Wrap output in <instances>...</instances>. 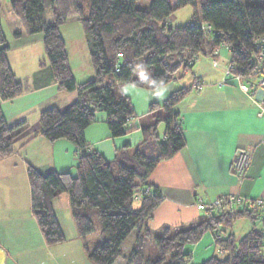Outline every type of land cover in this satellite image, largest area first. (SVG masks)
I'll use <instances>...</instances> for the list:
<instances>
[{"label": "trees", "instance_id": "trees-1", "mask_svg": "<svg viewBox=\"0 0 264 264\" xmlns=\"http://www.w3.org/2000/svg\"><path fill=\"white\" fill-rule=\"evenodd\" d=\"M138 0H9L10 8L28 34H42L47 66L58 89L76 92V99L65 109H43L38 116L39 130L48 141L66 139L76 146L75 175L50 171L45 174L28 165L30 207L48 245L63 242L64 233L53 211L52 200L65 193L78 236L85 239L100 223V243L84 244L93 264H187L185 250L200 240L207 230L213 232L220 256L212 255L197 264H264V212L251 216L245 208L226 207L223 212L204 214L198 221L177 227L163 226L153 234L157 256L144 258V241L151 235L147 220L163 199L158 188L146 178L162 159L172 156L183 146L180 123L172 107L188 92L177 89L162 104L157 120L164 122L159 140L155 124L142 127L144 138L130 153L128 145L118 148L112 162L97 151H85L84 129L95 120L96 112L106 115L112 137L126 133L133 117L122 86L131 83L152 89L149 80L170 83L190 70L198 56L213 55L220 47L229 53L236 73L249 69L248 58L254 43L264 35V3L248 4L241 0H148L138 8ZM172 1V2H170ZM189 6L190 21L171 26L173 11ZM47 13L51 16L47 19ZM1 15V12H0ZM70 16L80 22L89 54L92 77L77 83L68 62L59 26ZM211 26L205 31L202 24ZM19 38L20 33H15ZM10 45L0 18V100L9 101L23 93L7 60ZM142 65L148 80L141 78ZM26 128L21 120L6 122L0 108V156L12 152V140ZM149 188V191H145ZM137 194V198H135ZM251 220V228L236 239L232 233L219 238L239 218ZM134 241L122 255V245L132 232Z\"/></svg>", "mask_w": 264, "mask_h": 264}, {"label": "crops", "instance_id": "crops-1", "mask_svg": "<svg viewBox=\"0 0 264 264\" xmlns=\"http://www.w3.org/2000/svg\"><path fill=\"white\" fill-rule=\"evenodd\" d=\"M241 1L248 4L264 3V0ZM9 14L12 18L11 29L20 33L19 38L8 42L10 50L13 43L21 41L24 29L20 27L11 8ZM24 37L27 39L25 42L42 40L41 33ZM34 58L37 57L28 56L27 62L30 59L33 62ZM228 61L229 53L225 47L218 48L213 55L198 56L183 78H175L174 83L166 84L167 91L162 97L155 96L153 89L126 83L121 90L127 89L122 93L128 98L133 110L126 133L112 137L103 112H96L95 120L84 129V150L97 151L112 162L118 148L128 145V152L131 153L142 142V127L154 123L158 136L160 125L156 117L161 110H152L151 104H162L171 92L180 88L188 89L185 96L172 107L178 114L184 144L172 156L160 160L146 178L163 196L147 220L151 234H157L163 226L177 227L198 221L204 215L196 208L198 200L209 201L225 194H239L248 200L264 199V146L260 142L264 132V116L256 115L254 98L244 85L233 79L218 84L225 79ZM38 63L34 67V63H31L22 80L11 69L22 84L23 93L9 101L0 100V108L8 124L13 125L21 120L26 124V128L12 140L13 152L7 157L0 156V264H93L86 257L75 225L71 226L70 222L67 227L69 234H72L73 244L64 240L48 245L40 229L36 228L32 230L36 235L35 241L24 242L23 237L25 240L30 237V228L22 219H15L23 217V200L25 202L26 195L30 198L26 174L28 165L43 174L50 171L69 172L71 175L76 173V146L66 139L48 141L38 134L39 113L48 107L65 109L76 99V92L58 89L47 66L39 67ZM86 76L89 79L92 72ZM74 79L77 83L85 81L76 77ZM196 80L202 84L199 90L191 87ZM163 134L164 131L162 138ZM237 148L250 149L252 152L250 164L240 183L232 172ZM58 201L64 208V219L68 220L71 211L67 194L62 193L60 198L56 196L52 200L53 211L65 236ZM225 210L226 207H223L214 213L220 214ZM251 226V220L249 224L242 223L240 228L246 231L234 237L239 239ZM36 230L39 234H36ZM99 241L96 239L94 242ZM200 242L192 246L190 254L193 249L197 251ZM122 255L126 254L122 252ZM123 262L119 258L115 264Z\"/></svg>", "mask_w": 264, "mask_h": 264}, {"label": "rangeland", "instance_id": "rangeland-1", "mask_svg": "<svg viewBox=\"0 0 264 264\" xmlns=\"http://www.w3.org/2000/svg\"><path fill=\"white\" fill-rule=\"evenodd\" d=\"M147 3H148V0H138L136 1L135 6L138 8H143L147 5ZM0 12H1V16H0L1 25L3 28L4 34L6 36L7 42H11L15 40L13 36L15 34V31L14 29H11L12 18L10 17V14H9L10 12L9 0H0ZM192 13H193L192 9L189 6H185L180 9H177L172 12L169 23L171 26H179L184 23H187L190 21V17ZM46 17L48 20H50L51 18V16L48 13ZM20 27L24 29L21 23H20ZM14 28H18V27H14ZM59 32H60L61 37L64 40L65 49H66V53L68 55V60H69V66L71 68L73 77L80 79V81L86 80L87 79L86 75L88 72L89 73L92 72V68H91V64L89 60V54L86 48L85 35H84L80 22L75 16H70L66 19V21L63 24L59 26ZM24 36H30V34L26 33L25 30H23L21 32V41H18L17 43H13L11 46V49L7 53V60H8V63L11 69L14 71L16 77L17 78L19 77L18 79H21V80L25 78V73H26L25 70L28 68L30 69L31 63H34L33 64V67H34V65L38 63L37 61H41L42 59L46 61L42 40H34L30 42H25L27 41V39H25ZM28 56L37 57V58H34L33 62L31 59H30V62H27ZM184 75L185 74H183V76ZM183 76L181 78H183ZM174 81L175 80H172L170 83L172 84L174 83ZM162 114H163V109H161V111L159 112L160 116ZM157 118H159V116L156 117V122H158L160 125L157 130V132L159 133L158 138L160 140L162 138V133L164 131L163 129L165 126H164V122L162 120H157ZM57 198H60V195H58ZM57 207L61 208L60 217H62L61 218L62 225L66 231L65 232V242L67 241L66 243L69 242V244H73L74 240L71 238L72 236H70L72 234H69L70 231L68 230V227H67L69 222L71 226L74 225L73 222L71 221V217L70 218L68 217L69 221L67 219H64L63 217L64 208L62 207L61 202L57 203ZM21 209L24 210L22 212L23 217L22 218L15 217V219L17 221H21L22 219V221L25 224H27L30 228V230H28V235L30 237L27 240H25V237H23V240L24 242L26 241L34 242L36 239L34 238V236L36 237V235H34L32 230L33 228H36L37 230L39 228H38L35 218L33 217V215H31L30 198L28 195H26L25 202L23 200V205ZM57 212L59 213V209H57ZM94 223L96 227L95 231L89 234L85 241H83V239L80 238V242L82 246L84 245V242H85L88 246L92 247L93 245H96L97 242H94L96 239L101 241V236L99 232L100 223L96 216L94 217ZM242 223L249 224L250 220L247 217L237 219L235 222L232 223L230 228H225L220 232L219 238L227 236L230 233H232L234 236L241 235L242 233L246 231L244 230V228H240ZM11 225L13 226L14 224L11 223ZM37 230H36V234H39V231L37 232ZM134 235L135 233L133 231L123 243L122 252L124 254H127V252L129 251L134 241ZM200 240L201 242L197 245L198 246L197 251L194 252V249L192 250L189 258L187 259V264H197V263L204 261L205 259L209 258L212 255H215V256L221 255V252L219 250V245L215 243L213 232L209 230L205 231L202 237L200 238ZM100 241L98 243H100ZM193 245L186 246L185 250L189 251ZM155 256H157V251L153 243V234H151L144 241V258L145 259L153 258ZM59 259L63 263V260L61 258Z\"/></svg>", "mask_w": 264, "mask_h": 264}, {"label": "built area", "instance_id": "built-area-1", "mask_svg": "<svg viewBox=\"0 0 264 264\" xmlns=\"http://www.w3.org/2000/svg\"><path fill=\"white\" fill-rule=\"evenodd\" d=\"M201 28L208 32H213L210 25L204 23ZM249 69L242 73L235 72V66L228 61L225 68V79L218 84L228 82L233 79L244 85L251 96L254 98V105L256 108L257 116H264V35L259 36L254 43V53L249 55L248 58ZM194 89L199 90L202 87L201 82L196 80L192 86ZM261 144L264 146V132L262 134ZM251 150L245 148H237L234 152V158L232 162V172L240 183L246 173V170L250 164ZM146 192L149 188H146ZM137 198V194L135 196ZM245 208L251 216H255L259 212H264V199H244L239 194H225L216 197L213 200L203 201L198 200L196 202V208L198 211L206 215H211L214 211L223 207H235ZM264 214V213H263Z\"/></svg>", "mask_w": 264, "mask_h": 264}, {"label": "clouds", "instance_id": "clouds-1", "mask_svg": "<svg viewBox=\"0 0 264 264\" xmlns=\"http://www.w3.org/2000/svg\"><path fill=\"white\" fill-rule=\"evenodd\" d=\"M137 67L140 70L141 78L144 80H148V75L144 67L142 65H138ZM148 82L152 86L155 96H164L167 91V85L163 81L157 82L155 80H149ZM122 91H127V89H122Z\"/></svg>", "mask_w": 264, "mask_h": 264}]
</instances>
